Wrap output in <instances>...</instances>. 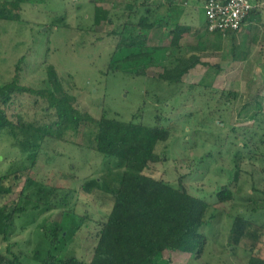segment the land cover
<instances>
[{"label":"rangeland","instance_id":"obj_1","mask_svg":"<svg viewBox=\"0 0 264 264\" xmlns=\"http://www.w3.org/2000/svg\"><path fill=\"white\" fill-rule=\"evenodd\" d=\"M10 2L19 19L0 21L2 81L15 74L17 61L23 57L25 83L42 80L44 67L52 64L62 76L74 78L73 93L80 107L95 118L105 111L108 116L123 121L154 125L157 116H162L164 126L173 129L172 137L165 144L169 160L152 166L147 173L175 182L178 174L193 172L184 179V185L190 194L210 203L216 202V192L222 186L237 178L234 162L238 160L239 163L243 158L236 200L221 206L215 204L207 212V224L202 229L207 243L202 257L196 259L183 252H165L163 257L171 259V264H249L250 253L231 248L228 236L238 214L264 222V0H260L261 21L248 22L240 31L236 58L231 52V38L225 37L221 44L218 42L220 50L201 53L202 60L210 63L208 66L191 69L183 76L182 84L174 85L157 79L160 69L149 71L150 79L134 77L124 71H108L115 40L105 34L114 26L105 22L94 25L95 9L109 8L113 24L118 25L125 19V10H130L127 0ZM203 3L205 0L188 3L190 11L183 21L190 25L191 33L177 40L185 46L181 53L188 59L194 58L195 51H199L195 48L197 37L193 33L196 30H200L199 34L205 33ZM202 85H210V88ZM229 92L233 93L230 101L227 100ZM255 98L262 106L257 120L250 118ZM247 103H252L253 108L243 110ZM24 158L5 131H0V175L11 165L22 163ZM123 171L122 161L48 139L32 177L56 188L57 198L51 200L58 208L17 216L11 239L13 250L17 254L22 251L21 259L25 264H40L48 252L44 245H39L41 241L43 244L40 229L44 224L63 219L61 213L65 211L71 216L66 222L76 220L80 224L65 250H75L79 259L89 262L100 231L97 222L109 215L112 200L109 194H103L101 199L94 198L86 194L82 186L117 189ZM23 183V180L18 182L3 203L17 201ZM98 192L101 196L104 193ZM65 194H69V198L63 200ZM80 217L89 220L80 222ZM5 246L0 241L1 250ZM260 255L264 258V244Z\"/></svg>","mask_w":264,"mask_h":264},{"label":"trees","instance_id":"obj_2","mask_svg":"<svg viewBox=\"0 0 264 264\" xmlns=\"http://www.w3.org/2000/svg\"><path fill=\"white\" fill-rule=\"evenodd\" d=\"M134 1L125 19L118 25L114 24V28L105 34L115 40L108 71H124L134 77L150 79L149 71L160 69L158 80L170 85L182 84L183 76L201 64L199 56L195 54L194 58L188 59L182 55L180 48L174 53L170 47L149 46L148 41L156 24L152 16L157 10H151L148 0ZM137 1L141 2L137 4ZM25 2L44 3L45 0ZM252 2L254 8L244 20L242 28L248 22H260L262 19L260 0ZM111 13L109 8L96 7L94 25L115 23ZM16 18L19 19V15L14 14L10 0H0V21L9 22ZM241 29L209 32L206 28L204 34H199L200 30H197L193 35L197 37L196 46L201 52L210 49V46L220 50L218 42L230 37L231 52L236 58ZM174 32L190 34L191 27L178 25ZM24 62L23 57L17 61L15 74L10 79H0V131H5L12 145L25 157L22 163L11 165L7 172L0 175V241L6 244L4 250L0 248V264H25L21 259L22 251L17 254L11 242L17 216L29 212H50L58 208V204L51 200L57 198L56 188L32 177L48 139L122 161L124 171L117 189L97 188L88 184L82 186V190L94 198L101 199L104 198L103 194H109L112 200L109 215L97 222L100 231L91 260L85 262L77 257L75 250H65L66 243L75 235L80 224L76 220L66 222L71 216L63 211V219L50 225L44 224L40 229L43 244L41 241L39 245H44L48 250L40 264H171V259L163 257L165 252H183L200 259L207 243L202 232L207 224V212L215 204L221 206L236 200L243 158L239 163L238 160L234 162L237 178L216 192V202L210 203L196 197L184 185V179L193 172L178 174L175 182L147 173L152 166L169 160L165 144L172 137L173 129L164 126L166 123L162 116H157L154 125L123 121L108 116L105 111L95 118L80 107L79 99L73 93L76 83L72 76H62L54 65L48 63L44 67L45 77L37 83L28 84L22 78ZM215 68L220 71L219 66ZM198 86L201 88L200 84ZM202 87L210 88V85ZM231 96L232 92L227 93V100L230 101ZM253 105L255 107L250 118L257 120L262 114L258 98L253 100ZM253 105L247 103L242 109L253 108ZM21 180L24 183L17 201L3 203ZM98 191L104 192L102 196ZM68 195L65 194L63 200L68 199ZM78 220L86 223L89 218L80 217ZM263 244L264 222L259 223L238 214L229 231L228 245L249 252V264H264V258L260 255Z\"/></svg>","mask_w":264,"mask_h":264},{"label":"crops","instance_id":"obj_3","mask_svg":"<svg viewBox=\"0 0 264 264\" xmlns=\"http://www.w3.org/2000/svg\"><path fill=\"white\" fill-rule=\"evenodd\" d=\"M121 1V0H120ZM129 2V8H133V5L135 4L134 0H127ZM144 1V0H143ZM141 1H137L136 3L139 4ZM150 4L151 10L155 9L157 10V13H155L152 17L154 18L153 21H156L155 28L152 30L148 45L151 47H160V46H166L167 48L170 47V49H174V53L177 49L180 48V52L185 49L182 45V43L178 42V38L182 35H188V34H175V29L178 25H185L190 26L189 24H184L183 18L185 16L187 17L189 14V8L188 3L191 2V0H148ZM119 4V3H118ZM204 4L203 3V13H204ZM159 7V8H158ZM125 11L128 12L126 9ZM130 11V10H129ZM121 11H119L120 13ZM121 14V13H120ZM166 24L163 23L164 22ZM115 26L114 24H112ZM197 31V30H196ZM214 40H212V43ZM216 46H210V49L202 51L199 49V51H195L197 55L199 56V59L201 60V64L197 66H205L203 64H210L209 62H204L201 58V53L208 52V51H215L217 50ZM195 48L197 46L195 45ZM195 54V53H194ZM196 68V67H195Z\"/></svg>","mask_w":264,"mask_h":264},{"label":"built area","instance_id":"obj_4","mask_svg":"<svg viewBox=\"0 0 264 264\" xmlns=\"http://www.w3.org/2000/svg\"><path fill=\"white\" fill-rule=\"evenodd\" d=\"M253 8L252 0H206V28L209 32L237 31Z\"/></svg>","mask_w":264,"mask_h":264}]
</instances>
